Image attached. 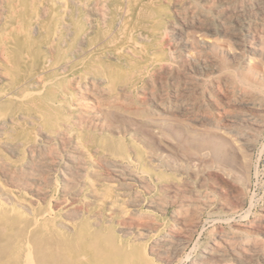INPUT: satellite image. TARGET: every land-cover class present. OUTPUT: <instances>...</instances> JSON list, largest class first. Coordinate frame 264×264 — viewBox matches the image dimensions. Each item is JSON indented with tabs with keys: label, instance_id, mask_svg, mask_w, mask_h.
I'll use <instances>...</instances> for the list:
<instances>
[{
	"label": "rangeland",
	"instance_id": "obj_1",
	"mask_svg": "<svg viewBox=\"0 0 264 264\" xmlns=\"http://www.w3.org/2000/svg\"><path fill=\"white\" fill-rule=\"evenodd\" d=\"M69 1L70 0H62V1L61 0L59 1L58 0H6V1L0 0L1 2L0 11L3 12V14L0 12V77H1L0 78V120L4 119L6 121L0 130V160L1 163L2 162L5 163V165L2 163L3 164L2 168L0 165V175L2 177V179L0 180V184L2 185V186L0 185V191L2 188H3L2 190L4 191V192L1 191L4 194L0 192L2 196V198L0 196V264H25V259H26L25 255L28 249L31 250L34 264H82V263L89 264L92 259L93 260L91 261V264H99V259L101 260L100 264H106V263L109 264L111 261L113 262V264H115L116 261L114 259H117V261H122V263L126 261L125 264H134V263L135 264H189L190 262L189 259L195 257V255H197L200 249L208 246L207 244H210L212 242L211 239L214 240L215 238H217V234L219 236L222 233H226L232 236H242V237L247 235L245 236V238L251 240L253 239L252 241H256L261 244L264 243V237H263L264 236V218H263L264 216V127H263L264 114H262L264 113V101H263L264 100V93H263L264 92V81H263L264 80V35H263L264 29H262L264 28V14H261L257 9L258 0H231L232 2L230 0H200V1L199 0H183V1L159 0V2L161 1L160 3H158V0H155L156 2L154 0H105L106 2H101L104 0H87V1L74 0L75 2L73 0L70 1L74 3H69ZM96 1H98V3ZM124 1L127 3V6ZM29 2H31V4ZM85 3L87 4V6H85L86 5ZM102 4L105 5L103 6ZM74 5L77 6L75 7ZM244 5L247 7H245ZM15 6L17 7V9ZM106 6L108 7V9L106 8L104 9V7ZM173 6H175L176 8L175 7L173 8ZM2 7L5 9H2ZM225 7H227L230 10H228ZM40 9L42 10V12L40 11ZM102 9L103 11H105L104 13L101 12ZM107 11L108 13H106ZM123 11L125 14L123 13ZM177 11L180 14H178ZM197 13L199 14L196 15ZM127 14L129 16H127ZM2 15L4 16V18ZM91 15L92 16L94 15L93 18ZM87 16L91 20H89ZM180 16L183 18H181ZM16 17H18V19ZM101 17L102 18L105 17V18L102 19ZM61 18L62 21L66 22V24L62 23ZM84 18H86V20ZM134 18H136L135 19L136 21L134 20ZM223 18H226V22L225 19ZM120 19L121 21H119ZM67 21H69L68 25H67ZM167 21L169 22L167 23ZM213 22H215L214 25ZM252 22L255 24H253ZM190 23H192V25ZM19 24H21V26ZM88 24L91 26V28ZM66 25L67 26L71 25V26L67 27ZM120 25L123 28H121ZM225 25L227 26L225 27ZM230 25L232 26L230 27ZM32 26L34 27V29L32 28ZM57 28L59 31L57 30ZM216 29L218 32L216 31ZM31 32L33 33V35L31 34ZM85 33L87 35H85ZM254 33L256 36L254 35ZM136 34H138L139 36ZM142 34L144 35V37L142 36ZM132 37L133 40L131 39ZM80 38H82V40ZM51 40L54 42L52 43ZM233 40L235 43H233ZM243 40L245 42H243ZM180 41L182 42L180 43ZM49 44L52 45L50 46ZM52 46L54 48H52ZM142 47H144V51L142 50L143 49ZM205 49H207V51ZM187 51H189L190 53ZM183 55L185 57H183ZM202 57H204V59ZM252 62L255 63L253 64ZM163 64H168L169 67L161 68ZM260 65L262 67H260ZM204 67L206 70L204 69ZM36 68H38L39 70L38 69L36 70ZM154 69L155 71H153ZM219 69H221L222 71ZM147 73L149 74V76ZM219 78H221L222 80ZM260 78H262L263 80ZM98 79L100 81H98ZM81 80L84 82H82ZM96 81L98 82L96 83ZM254 82H258V83H254ZM209 86H211L210 89ZM216 88L218 89V91L216 90ZM243 89L250 91L251 90H257L260 92L262 91L261 92L262 97L255 102L256 104L242 103L238 100V97L240 95L241 90ZM127 90H129V92L132 94L127 92ZM223 90H225V92ZM184 95L185 97L187 95V98H189L188 101L195 100L196 105L194 107V110L191 112V114H181L173 108L174 103L181 97H184ZM215 97L218 100H216ZM210 98L212 103L208 102L210 101ZM219 99L221 101H219ZM113 101L115 102V104ZM157 103L158 106H156ZM80 105H82V107H80ZM162 105L168 108L163 109L165 107H163ZM228 106L229 108H227ZM113 108L115 109V111ZM203 109L206 110L204 111ZM234 110L236 112H239L238 113L239 115H237V113ZM137 111L139 112V114ZM197 111L198 113H196ZM114 112L115 113L117 112L116 114L119 116H117ZM218 112L222 113L223 115L219 114ZM77 114L79 115V117L77 116ZM121 114L122 116L123 114L124 115L126 114L125 118L120 116ZM209 114L210 116L213 115L212 119L209 116ZM226 114H231V121L227 122V120L225 119ZM83 116L87 117V119ZM112 116L114 117V119ZM115 116H117L120 121H118L117 117L115 119ZM137 116L139 118H137ZM158 117L160 119H158ZM123 118L125 119V121L127 118L126 123L128 122V120H131L128 122L129 126L124 122ZM172 118H176L177 120L175 119L173 120ZM70 119H72L73 122ZM196 119L198 120V123ZM10 120L11 122H9ZM143 120L144 122H142ZM145 120H150V121L146 122ZM187 120H189V122ZM205 120H206V124H205ZM209 120L210 122L211 121L212 122L210 123ZM181 121L183 123H181ZM199 121L203 123V125L199 123ZM91 122H94V124ZM132 122H133V126H132ZM149 122H152L151 123L152 125ZM137 125H139L138 129H137ZM145 125H146L145 129L147 130L144 129ZM183 126H185V128ZM124 127H126L128 130L126 129L125 131ZM148 127L150 130L152 129L153 131L152 130L150 131ZM207 129L210 130L209 132L211 133H209ZM58 130H60L61 132L63 131L62 136H59L57 134ZM157 130L163 131L162 134L161 132L158 133ZM243 130L246 133L243 132ZM142 131H144L143 132V135L145 134L144 136L142 135ZM169 131L170 133L171 132L172 133L171 134L168 133ZM175 132L177 133L175 134ZM250 132L252 134H250ZM45 133L52 135V137L51 138L45 137L44 136ZM70 134H73V136H75L74 139H80V140L84 139L83 140L84 144L86 145V147L88 148V150L94 156L95 159L100 160L99 159L100 157L103 158L105 157L107 159L112 160L114 156L118 155L120 156V158H123V160L134 159V164L131 165L128 164L129 165L128 169H124L123 166L124 164L119 165V164L102 163L101 165L100 164L98 165L96 164V166L95 164L92 165L89 156L81 155L80 153H78L79 151L74 148V141L70 142V140H68L67 136ZM168 135H170V138H168L169 137ZM245 135L247 138L244 139L243 137H245ZM147 136L151 138L147 140L148 138ZM62 137L64 138L62 139ZM178 137L180 138V140ZM151 139L152 141L154 140L153 143L151 141L152 145H150ZM248 140L252 142H249ZM210 142L212 143L210 144ZM219 143L220 144L222 143V145L224 146L223 149L217 148L218 146L216 147V145ZM7 144H9L8 145L9 147L7 146ZM33 144L35 145V148L34 150H31L29 145H33ZM157 144H159V146ZM14 145L16 146L19 145V146L14 147ZM156 146L157 149L155 150ZM60 147L62 150L60 149ZM147 147L150 148L151 150L148 149ZM203 147L205 148V150ZM15 148L17 149V151H15L16 150ZM164 148H166V150H164ZM189 150L190 151L193 150V151L187 152ZM105 151L107 153H105ZM61 152H63V154ZM70 153L73 154L70 155ZM147 153L149 158L147 156ZM180 157L182 158V160ZM185 159H187V161H184ZM38 160H41L42 162ZM160 161L163 162L161 163L162 165L160 163L158 165V162ZM43 163L46 164L44 165ZM173 164L174 166H172ZM57 165L59 166L57 167ZM4 166L6 169L4 168ZM83 166L86 167L84 168ZM92 166H95V169L97 171L92 170L91 169ZM174 167L175 168L177 167L178 168L177 170L179 171L177 172V170H175ZM24 169L26 172L24 171ZM184 169L185 170L188 169V170L185 171ZM209 169H212L213 171H210ZM3 170L5 172L2 173ZM129 170L131 171V173L128 172ZM102 171H104L103 174ZM39 172L41 173V175ZM134 172L139 176H144V175L146 176L147 174V178L144 177L143 180L139 179L138 177L131 178L132 173ZM139 172L141 173L139 174ZM65 173L69 174L68 175L69 178L71 176L74 177L75 180L74 183L69 184L66 182V180H64L65 178H68ZM113 173H114V177H112ZM201 173L202 175H200ZM232 174H233V178H232ZM90 176L95 177L94 179L98 183L97 186L101 189L102 192H104L105 194L104 199H106L107 201L104 199L103 200L101 199L92 200V198L89 199L90 197L88 193L90 187L87 183L85 184L83 182V179H87ZM125 176H127L128 179H126L127 177ZM229 176H231L232 179ZM78 177L80 178L78 179ZM218 177L220 178L218 179ZM186 179L190 180L188 181L189 184H187ZM124 180L127 183H125ZM182 180L184 181V183ZM128 181L130 182L129 185H128ZM233 181L235 184L233 183ZM26 183L29 184L27 185ZM228 183H230V185H228ZM35 185L36 187H34ZM116 185H118L117 187L118 189L115 188ZM120 186H122V188ZM45 187L48 190H46ZM119 189L120 190L122 189L121 191L123 192H121ZM5 193L10 195H7ZM117 193H122V198L126 200L125 204L127 203L128 200L127 203L128 205L127 204L125 205L127 207L126 213L119 212L109 206L108 200L112 199ZM138 194L139 195L141 194V197L137 196ZM178 194L180 197L178 196L177 198ZM181 195H183L182 198ZM191 195L192 197H190ZM13 196L16 199L13 198ZM135 197L140 199H136ZM77 198L79 199V201L77 200ZM218 198H220L221 200ZM7 199L8 201H6ZM10 199H12V201ZM15 200H17L19 206ZM31 200L32 202L29 203ZM203 201L207 204H205ZM223 201H225L226 203ZM250 201L252 204L250 203ZM132 202H134L135 204ZM24 203L31 206L30 207L26 206V204ZM73 203L75 204L76 208H74ZM82 203L83 204L85 203V205H83ZM248 203H250L252 206L250 204L248 205ZM57 204L58 206H56ZM25 206L31 208L30 209L31 211L30 210L28 211V209ZM84 206H86V208ZM128 206H131L132 208ZM197 207H199V209ZM135 208L139 210V212ZM195 208L199 212V219L198 222L194 224L191 218L192 215L191 212H193ZM111 210L113 211V213ZM48 212H52L54 217L49 220H46L39 227L33 228L32 225L35 219L37 218V216L43 215ZM92 212H94L93 215ZM170 214L171 216H169ZM109 215L111 216L112 220L108 219L110 218ZM137 215L138 217H136ZM217 215L219 218L217 217ZM119 218H123V220ZM202 218H204V220ZM254 219L256 220V222ZM157 221H159V223ZM67 224H69L68 225L69 227L67 226ZM121 224L124 226V228L122 227ZM146 224L149 225V227ZM117 226L119 227L116 228ZM136 226L138 228L137 231H135ZM172 228L175 230H173ZM211 228H213L212 231ZM202 230H204V232ZM167 231L168 233H166ZM139 234L141 236H139ZM167 235L171 238H181L182 240H184L181 250L174 258L175 261L173 260L169 263L163 262L159 258V256H156V254L152 253L153 240L160 239L161 236L163 238L164 236ZM248 235H250L251 237ZM80 250L84 252L85 255L82 252L80 255L79 254ZM87 252L88 254L86 255ZM134 253H136L137 256ZM115 255L116 258H114ZM133 255L134 257L131 261L132 258L131 256ZM111 256H113L114 259ZM186 256H188V258ZM107 257L108 259H106ZM103 258L106 259V261H103ZM134 258L136 259V261ZM127 259L129 262L127 261ZM96 261L98 262L96 263ZM116 264H121V262L118 263L116 262ZM262 264L264 263L262 262Z\"/></svg>",
	"mask_w": 264,
	"mask_h": 264
},
{
	"label": "bare ground",
	"instance_id": "obj_2",
	"mask_svg": "<svg viewBox=\"0 0 264 264\" xmlns=\"http://www.w3.org/2000/svg\"><path fill=\"white\" fill-rule=\"evenodd\" d=\"M6 1V0H5ZM59 1V0H58ZM62 1V0H61ZM71 1V0H70ZM69 1V3H74V2H70ZM87 1V0H86ZM155 1V0H154ZM164 1H166V0H164ZM173 1V0H172ZM176 1V0H175ZM183 1V0H182ZM200 1V0H199ZM231 1V0H230ZM16 2V1H15ZM45 2V1H44ZM64 2V1H63ZM62 2V3H63ZM80 2V1H79ZM79 2H77V3H79ZM91 2V1H90ZM97 3H98V1H96ZM101 2H106L105 0L104 1H101ZM125 2V1H124ZM129 2V1H128ZM156 2V1H155ZM161 2V1H160ZM159 2V0H158V3H160ZM229 2V1H228ZM232 2V1H231ZM248 2V1H247ZM251 2V1H250ZM254 2V1H253ZM1 3V2H0ZM30 4H31V2H29ZM37 3H39V2H37ZM126 3V2H125ZM125 3H124V5H125ZM172 3V2H171ZM177 3V2H176ZM16 4V3H15ZM65 4V3H64ZM86 4V3H85ZM96 4V3H95ZM100 4V3H99ZM168 4V3H167ZM178 4V3H177ZM248 4V3H247ZM2 5V4H1ZM44 5V4H43ZM62 5V4H61ZM77 5H79V4H77ZM76 5V6H77ZM81 5H82V3H81ZM97 5V4H96ZM103 5V4H102ZM105 5V4H104ZM103 5V6H104ZM170 5H173V4H170ZM181 5V4H180ZM182 5H183V3H182ZM196 5V4H195ZM202 5V4H201ZM223 5V4H222ZM3 6V5H2ZM32 6V5H31ZM64 6V5H63ZM75 6V5H74ZM75 6V7H76ZM85 6H87V4L85 5ZM92 6V5H91ZM94 6V5H93ZM120 6V5H119ZM126 6H127V3H126ZM239 6V5H238ZM245 6V5H244ZM250 6H251V4H250ZM16 7V6H15ZM29 7H30V5H29ZM42 7V6H41ZM47 7V6H46ZM45 7V8H46ZM67 7V6H66ZM68 7H69V5H68ZM74 7V8H75ZM96 7V6H95ZM99 7V6H98ZM118 7V6H117ZM175 6H173V8H174ZM181 7V6H180ZM215 7V6H214ZM241 7V6H240ZM243 7V6H242ZM245 7H247V6H245ZM10 8V7H9ZM39 8H40V6H39ZM44 8V9H45ZM62 8V7H61ZM71 8V7H70ZM97 8V7H96ZM108 9V7L106 6V7H104V9ZM126 8V7H125ZM140 8V7H139ZM172 8V9H173ZM176 8V7H175ZM206 8V7H205ZM209 8V7H208ZM218 8H219V6H218ZM225 8H227V7H225ZM237 8H239V7H237ZM249 8V7H248ZM254 8V7H253ZM256 8V7H255ZM2 9H5V8H3L2 7ZM16 9H17V7H16ZM60 9V8H59ZM68 9V8H67ZM94 9V8H93ZM92 9V10H93ZM100 9V8H99ZM122 9V8H121ZM210 9V8H209ZM208 9V10H209ZM228 9V8H227ZM226 9V10H227ZM257 9H258V11L261 13V14H264V0H258V4H257ZM31 10V9H30ZM29 10V11H30ZM47 10V9H46ZM63 10V9H62ZM69 10V9H68ZM90 10H91V8H90ZM96 10V9H95ZM170 10H171V8H170ZM183 10H185V9H183ZM188 10V9H187ZM189 10H191V9H189ZM199 10V9H198ZM221 10V9H220ZM228 10H230V9H228ZM251 10V9H250ZM40 11L42 12V10L40 9ZM59 11H61V10H59ZM66 11V10H65ZM70 11V10H69ZM77 11H78V9H77ZM85 11V10H84ZM87 11V10H86ZM109 11V10H108ZM108 11L106 12V13H108ZM126 11V10H125ZM138 11V10H137ZM136 11V12H137ZM203 11V10H202ZM219 11V10H218ZM241 11V10H240ZM248 11V10H247ZM247 11H246V13H247ZM1 12V11H0ZM89 12V11H88ZM92 12V11H91ZM101 12H105V11H103V9H102V11ZM182 12V11H181ZM197 12V11H196ZM206 12V11H205ZM2 14H3V12H1ZM66 13V12H65ZM69 13H71V12H69ZM78 13V12H77ZM86 13V12H85ZM90 13V12H89ZM99 13V12H98ZM105 13V14H106ZM123 13H124V11H123ZM176 13V12H175ZM177 13H178V11H177ZM183 13V12H182ZM191 13V12H190ZM203 13V12H202ZM220 13H221V11H220ZM224 13V12H223ZM39 14H41V13H39ZM46 14V13H45ZM125 14V13H124ZM178 14H180V13H178ZM178 14H177V16H178ZM188 14V13H187ZM195 14V13H194ZM199 13H197L196 15H198ZM201 14V13H200ZM243 14V13H242ZM249 14V13H248ZM252 14V13H251ZM85 15V14H84ZM87 15H88V13H87ZM108 15V14H107ZM202 15V14H201ZM220 15V14H219ZM3 16V15H2ZM45 16V15H44ZM75 16V15H74ZM92 16V15H91ZM94 16V15H93ZM93 16H92V18H93ZM101 16V15H100ZM106 16V15H105ZM109 16V15H108ZM122 16V15H121ZM127 16H129L128 14H127ZM135 16H137V15H135ZM184 16V15H183ZM188 16V15H187ZM200 16V15H199ZM218 16V15H217ZM232 16V15H231ZM230 16V17H231ZM238 16H239V14H238ZM237 16V17H238ZM259 16V15H258ZM257 16V17H258ZM39 17H40V15H39ZM62 17V16H61ZM83 17H85V16H83ZM90 17V16H89ZM99 17V16H98ZM120 17V16H119ZM126 17V16H125ZM181 17V16H180ZM186 17V16H185ZM222 17V16H221ZM229 17V18H230ZM241 17V16H240ZM247 17V16H246ZM254 17H255V15H254ZM3 18H4V16H3ZM2 18V19H3ZM17 19H18V17H16ZM35 18V17H34ZM33 18V19H34ZM87 18H88V16H87ZM102 18V17H101ZM105 18V17H104ZM104 18H102V19H104ZM118 18V17H117ZM137 18V17H136ZM136 18H134V20L136 19ZM181 18H183V17H181ZM189 18V17H188ZM195 18V17H194ZM194 18H192V19H194ZM198 18V17H197ZM206 18V17H205ZM209 18V17H208ZM212 18V17H211ZM217 18H219V17H217ZM227 18V17H226ZM226 18H223V19H225V22H226ZM260 18V17H259ZM37 19H38V17H37ZM65 19V18H64ZM83 19V18H82ZM85 20H86V18H84ZM89 19V18H88ZM102 19H100V20H102ZM167 19V18H166ZM173 19H175V18H173ZM178 19V18H177ZM222 19V18H221ZM235 19H237V18H235ZM89 20H91V19H89ZM196 20V19H195ZM214 20H215V18H214ZM233 20V19H232ZM263 20V19H262ZM61 21H62V18H61ZM119 21H121V19L119 20ZM136 21V20H135ZM171 21V20H170ZM206 21V20H205ZM221 21V20H220ZM219 21V22H220ZM228 21V20H227ZM252 21H254V20H252ZM255 21H256V19H255ZM37 22V21H36ZM68 22L69 21H67V25H68ZM89 22V21H88ZM90 22H92V21H90ZM95 22V21H94ZM103 22V21H102ZM117 22V21H116ZM169 21H167V23H168ZM180 22V21H179ZM189 22V21H188ZM210 22V21H209ZM233 22V21H232ZM242 22V21H241ZM39 23V22H38ZM37 23V24H38ZM41 23V22H40ZM62 23L64 24H66V22H64V21H62ZM71 23V22H70ZM86 23V22H85ZM174 23V22H173ZM184 23V22H183ZM212 23V22H211ZM214 23L215 22H213V25H214ZM243 23H244V21H243ZM249 23V22H248ZM253 23V22H252ZM263 23V22H262ZM62 24V25H63ZM103 24V23H102ZM102 24H101V26H102ZM106 24V23H105ZM133 24V23H132ZM136 24V23H135ZM179 24V23H178ZM185 24H186V21H185ZM191 25H192V23H190ZM223 24V23H222ZM253 24H255V23H253ZM20 26H21V24H19ZM61 25V24H60ZM66 25V26H67ZM89 25V24H88ZM123 25V24H122ZM173 25V24H172ZM232 25H233V23H232ZM232 25H230V27L232 26ZM244 25V24H243ZM69 26H71V25H69ZM69 26H67V27H69ZM90 26V25H89ZM94 26V25H93ZM198 26V25H197ZM210 26V25H209ZM216 26V25H215ZM227 25H225V27H226ZM235 26V25H234ZM242 26V25H241ZM250 26V25H249ZM65 27V26H64ZM75 27V26H74ZM95 27V26H94ZM117 27V26H116ZM120 27H121V25H120ZM167 27H169V26H167ZM177 27V26H176ZM187 27H188V25H187ZM191 27V26H190ZM196 27V26H195ZM199 27V26H198ZM212 27V26H211ZM217 27V26H216ZM218 27H219V25H218ZM15 28V27H14ZM20 28V27H19ZM32 28L34 29V27L32 26ZM90 28H91V26H90ZM103 28V27H102ZM121 28H123V27H121ZM131 28V27H130ZM172 28V27H171ZM180 28H182V27H180ZM210 28V27H209ZM17 29H18V27H17ZM89 29V28H88ZM175 29V28H174ZM219 29V28H218ZM248 29V28H247ZM262 29H264V28H262ZM15 30V29H14ZM23 30V29H22ZM57 30H58V28H57ZM65 30H66V28H65ZM70 30V29H69ZM191 30V29H190ZM213 30V29H212ZM241 30V29H240ZM258 30V29H257ZM256 30V31H257ZM260 30V29H259ZM7 31V30H6ZM27 31V30H26ZM33 31V30H32ZM59 31V30H58ZM68 31V30H67ZM67 31H66V33H67ZM72 31V30H71ZM71 31H69V32H71ZM131 31V30H130ZM139 31V30H138ZM160 31V30H159ZM173 31V30H172ZM185 31V30H184ZM209 31V30H208ZM216 31H217V29H216ZM221 31H223V30H221ZM233 31V30H232ZM236 31V30H235ZM234 31V32H235ZM73 32V31H72ZM121 32V31H120ZM132 32V31H131ZM171 32V31H170ZM169 32V33H170ZM186 32V31H185ZM218 32V31H217ZM249 32V31H248ZM261 32V31H260ZM263 32V31H262ZM51 33V32H50ZM122 33H123V31H122ZM146 33V32H145ZM177 33H179V32H177ZM188 33V32H187ZM192 33V32H191ZM211 33V32H210ZM209 33V34H210ZM213 33V32H212ZM259 33V32H258ZM31 34L33 35V33L31 32ZM129 34H130V32H129ZM139 34V33H138ZM138 34H136V35H138ZM158 34V33H157ZM193 34V33H192ZM204 34V33H203ZM239 34V33H238ZM85 35H87L86 33H85ZM123 35V34H122ZM190 35V34H189ZM212 35V34H211ZM251 35H253V34H251ZM254 35H255V33H254ZM261 35V34H260ZM264 35V34H263ZM262 35V36H263ZM64 36H66V35H64ZM69 36V35H68ZM116 36H117V33H116ZM139 36V35H138ZM142 36L144 37V35L142 34ZM181 36V35H180ZM184 36V35H183ZM221 36V35H220ZM234 36H236V35H234ZM243 36V35H242ZM247 36H249V35H247ZM256 36V35H255ZM3 37V36H2ZM80 37H82V36H80ZM142 37V38H143ZM164 37V36H163ZM176 37V36H175ZM182 37V36H181ZM216 37V36H215ZM241 37V36H240ZM258 37V36H257ZM57 38V37H56ZM65 38V37H64ZM119 38H121V37H119ZM149 38V37H148ZM217 38H218V36H217ZM227 38V37H226ZM229 38V37H228ZM251 38V37H250ZM81 40H82V38H80ZM86 39V38H85ZM84 39V40H85ZM97 39V38H96ZM132 40H133V37L131 38ZM177 39V38H176ZM233 39V38H232ZM241 39H243V38H241ZM246 39V38H245ZM256 39V38H255ZM83 40V41H84ZM181 40V39H180ZM236 40V39H235ZM251 40V39H250ZM262 40V39H261ZM52 41V40H51ZM116 41V40H115ZM114 41V42H115ZM127 41V40H126ZM238 41V40H237ZM54 41H52V43H53ZM63 42V41H62ZM138 42V41H137ZM182 41H180V43H181ZM242 42V41H241ZM243 42H245L244 40H243ZM242 42V43H243ZM259 42V41H258ZM60 43V42H59ZM85 43V42H84ZM83 43V44H84ZM134 43V42H133ZM143 43V42H142ZM184 43V42H183ZM233 43H235L234 42V40H233ZM250 43V42H249ZM260 43V42H259ZM65 44V43H64ZM169 44V43H168ZM173 44V43H172ZM179 44V43H178ZM186 44V43H185ZM202 44V43H201ZM255 44V43H254ZM50 45V44H49ZM52 45V44H51ZM50 45V46H51ZM79 45V44H78ZM129 45V44H128ZM136 45V44H135ZM143 45V44H142ZM180 45V44H179ZM241 45V44H240ZM243 45V44H242ZM258 45V44H257ZM260 45V44H259ZM46 46V45H45ZM44 46V47H45ZM84 46V45H83ZM106 46V45H105ZM108 46V45H107ZM139 46V45H138ZM185 46V45H184ZM196 46V45H195ZM251 46V45H250ZM256 46V45H255ZM3 47V46H2ZM43 47V46H42ZM47 47V46H46ZM96 47H98V46H96ZM127 47V46H126ZM135 47V46H134ZM186 47V46H185ZM249 47V46H248ZM52 48H54L53 46H52ZM139 48V47H138ZM143 48V49H142ZM141 49L144 51V47H142ZM172 48V47H171ZM181 48V47H180ZM237 48V47H236ZM245 48V47H244ZM254 48V47H253ZM261 48V47H260ZM4 49V48H3ZM50 49V48H49ZM73 49H75V48H73ZM94 49V48H93ZM169 49V48H168ZM176 49H178V48H176ZM184 49V48H183ZM198 49V48H197ZM208 49V48H207ZM207 49H205L206 51H207ZM230 49V48H229ZM243 49V48H242ZM247 49V48H246ZM263 49V48H262ZM47 50V49H46ZM75 50H77V49H75ZM82 50V49H81ZM141 50V51H142ZM149 50V49H148ZM180 50V49H179ZM178 50V51H179ZM189 50V49H188ZM260 50V49H259ZM173 51H175V50H173ZM199 51V50H198ZM234 51V50H233ZM248 51V50H247ZM254 51V50H253ZM2 52V51H1ZM48 52V51H47ZM115 52V51H114ZM177 52V51H176ZM182 52V51H181ZM187 52H189V51H187ZM195 52V51H194ZM202 52V51H201ZM230 52V51H229ZM260 52V51H259ZM83 53V52H82ZM111 53V52H110ZM190 53V52H189ZM206 53V52H205ZM216 53V52H215ZM248 53V52H247ZM255 53V52H254ZM198 54V53H197ZM207 54V53H206ZM209 54V53H208ZM2 55V54H1ZM110 55V54H109ZM108 55V56H109ZM177 55V54H176ZM214 55V54H213ZM253 55V54H252ZM5 56V55H4ZM181 56H182V54H181ZM190 56H191V54H190ZM230 56V55H229ZM239 56V55H238ZM241 56V55H240ZM93 57V56H92ZM107 57V56H106ZM113 57H115V56H113ZM139 57V56H138ZM178 57H179V55H178ZM183 57H185L184 55H183ZM255 57V56H254ZM260 57V56H259ZM50 58H51V56H50ZM76 58V57H75ZM149 58V57H148ZM194 58V57H193ZM203 59H204V57H202ZM212 58V57H211ZM249 58V57H248ZM1 59H3V58H1ZM5 59V58H4ZM32 59V58H31ZM34 59V58H33ZM116 59H117V57H116ZM234 59V58H233ZM111 60V59H110ZM224 60V59H223ZM238 60V59H237ZM237 60H235V61H237ZM241 60V59H240ZM214 61V60H213ZM243 61V60H242ZM64 62H67V61H64ZM63 62V63H64ZM120 62V61H119ZM183 62V61H182ZM197 62H199V61H197ZM201 62V61H200ZM203 62V61H202ZM205 62V61H204ZM257 62V61H256ZM9 63V62H8ZM122 63V62H121ZM186 63V62H185ZM248 63V62H247ZM253 63V62H252ZM255 63V62H254ZM253 63V64H254ZM46 64V63H45ZM62 64V63H61ZM61 64H59V65H61ZM150 64V63H149ZM196 64V63H195ZM202 64H204V63H202ZM239 64H241V63H239ZM250 64V63H249ZM63 65V64H62ZM121 65V64H120ZM179 66V65H178ZM235 66H236V64H235ZM244 66V65H243ZM257 66V65H256ZM166 67H169L168 66V64H163V66L161 67V68H166ZM183 67V66H182ZM202 67V66H201ZM214 67V66H213ZM260 67H262L261 65H260ZM2 68V67H1ZM60 68V67H59ZM157 68V67H156ZM241 68H242V66H241ZM256 68H258V67H256ZM38 68H36V70H37ZM61 69H63V68H61ZM179 69V68H178ZM200 69V68H199ZM204 69H205V67H204ZM213 69V68H212ZM261 69V68H260ZM5 70V69H4ZM39 70V69H38ZM183 70V69H182ZM203 70V69H202ZM206 70V69H205ZM219 70H221V69H219ZM234 70V69H233ZM60 71V70H59ZM152 71V70H151ZM153 71H155V69L153 70ZM152 71V72H153ZM164 71V70H163ZM169 71V70H168ZM222 71V70H221ZM224 71V70H223ZM262 71V70H261ZM41 72V71H40ZM90 72V71H89ZM184 72V71H183ZM220 72V71H219ZM233 72V71H232ZM102 73V72H101ZM162 73V72H161ZM241 73V72H240ZM240 73H239V76H240ZM5 74H7V73H5ZM148 74V73H147ZM216 74V73H215ZM219 74V73H218ZM244 74V73H243ZM242 74V75H243ZM262 74V73H261ZM3 75V74H2ZM220 75V74H219ZM226 75H228V74H226ZM241 75V76H242ZM248 75V74H247ZM4 76V75H3ZM148 76H149V74H148ZM157 76V75H156ZM170 76V75H169ZM171 76H172V74H171ZM203 76V75H202ZM34 77V76H33ZM130 77V76H129ZM141 77V76H140ZM160 77V76H159ZM187 77V76H186ZM1 78V77H0ZM36 78V77H35ZM38 78V77H37ZM39 78H40V76H39ZM38 78V79H39ZM87 78V77H86ZM233 78V77H232ZM238 78V77H237ZM95 79V78H94ZM99 79H100V77H99ZM98 79V81H100ZM102 79V78H101ZM157 79V78H156ZM174 79V78H173ZM192 79V78H191ZM219 79H221V78H219ZM247 79V78H246ZM249 79V78H248ZM260 79H262V78H260ZM31 80V79H30ZM41 80V79H40ZM77 80V79H76ZM88 80V79H87ZM97 80V79H96ZM147 80V79H146ZM149 80V79H148ZM222 80V79H221ZM240 80V79H239ZM258 80V79H257ZM263 80V79H262ZM23 81V80H22ZM82 81V80H81ZM92 81V80H91ZM94 81V80H93ZM98 81H96V83L98 82ZM122 81V80H121ZM170 81V80H169ZM187 81H188V79H187ZM264 81V80H263ZM29 82V81H28ZM34 82V81H33ZM82 82H84V81H82ZM85 82H87V81H85ZM172 82V81H171ZM183 82V81H182ZM221 82V81H220ZM230 82H231V80H230ZM243 82H244V80H243ZM25 83V82H24ZM46 83V82H45ZM162 83H164V82H162ZM252 83V82H251ZM254 83H258V82H254ZM21 84V83H20ZM210 84V83H209ZM229 84V83H228ZM235 84H237V83H235ZM241 84V83H240ZM245 84V83H244ZM86 85V84H85ZM179 85V84H178ZM212 85V84H211ZM243 85V84H242ZM242 85H241V87H242ZM256 85V84H255ZM18 86V85H17ZM22 86H23V84H22ZM21 86V87H22ZM63 86V85H62ZM80 86V85H79ZM84 86V85H83ZM91 86V85H90ZM101 86V85H100ZM121 86V85H120ZM219 86V85H218ZM228 86V85H227ZM240 86V85H239ZM33 87V86H32ZM70 87V86H69ZM72 87V86H71ZM81 87H82V85H81ZM189 87V86H188ZM194 87V86H193ZM203 87V86H202ZM210 87L211 86H209V89H210ZM229 87V86H228ZM240 87V88H241ZM15 88H16V86H15ZM91 88V87H90ZM93 88V87H92ZM105 88H106V86H105ZM104 88V89H105ZM117 88V87H116ZM128 88V87H127ZM138 88V87H137ZM199 88V87H198ZM214 88V87H213ZM213 88H211V89H213ZM218 88V87H217ZM216 88V90L218 91V89ZM224 88V87H223ZM233 88V87H232ZM244 88H246V87H244ZM17 89H19V88H17ZM16 89V90H17ZM126 89V88H125ZM148 89V88H147ZM183 89V88H182ZM187 89V88H186ZM191 89V88H190ZM221 89V88H220ZM14 90V89H13ZM98 90H99V88H98ZM109 90V89H108ZM135 90H136V88H135ZM138 90V89H137ZM142 90V89H141ZM172 90V89H171ZM192 90V89H191ZM204 90H205V88H204ZM77 91V90H76ZM122 91V90H121ZM143 91V90H142ZM176 91V90H175ZM195 91H196V89H195ZM224 92H225V90H223ZM235 91V90H234ZM236 91H237V89H236ZM75 92V91H74ZM83 92V91H82ZM89 92V91H88ZM100 92V91H99ZM110 92V91H109ZM127 92H129V90H127ZM139 92V91H138ZM159 92V91H158ZM161 92H163V91H161ZM167 92H168V90H167ZM207 92H208V89H207ZM213 92V91H212ZM211 92V93H212ZM222 92V91H221ZM262 92V91H261ZM261 92L260 91H257V90H246V89H243V90H241V92H240V95H239V93H238V95H239V97H238V100L240 101V102H242V103H255L256 101H258V99L259 98H261L262 97V95H261ZM79 93V92H78ZM104 93H106V92H104ZM119 93H120V91H119ZM122 93V92H121ZM130 93V92H129ZM148 93V92H147ZM185 93H186V91H185ZM189 93V92H188ZM264 93V92H263ZM7 94V93H6ZM96 94H97V92H96ZM100 94V93H99ZM114 94V93H113ZM123 94V93H122ZM130 94H132V93H130ZM135 94V93H134ZM137 94V93H136ZM140 94V93H139ZM153 94V93H152ZM155 94V93H154ZM157 94V93H156ZM169 94V93H168ZM206 94V93H205ZM215 94V93H214ZM229 94V93H228ZM112 95V94H111ZM116 95V94H115ZM124 95V94H123ZM123 95H121V96H123ZM144 95V94H143ZM166 95H167V93H166ZM182 95V94H181ZM188 95V94H187ZM187 95H186V97H185V95H184V97H181L180 99H178L175 103H174V109L175 110H177V112H179V113H181V114H191V112L194 110V107H195V105H196V103H195V100L194 101H188V99L189 98H187ZM9 96V95H8ZM84 96V95H83ZM120 96V97H121ZM131 96V95H130ZM146 96H147V94H146ZM192 96V95H191ZM197 96V95H196ZM205 96V95H204ZM224 96V95H223ZM229 96V95H228ZM22 97H24V96H22ZM60 97V96H59ZM98 97V96H97ZM132 97V96H131ZM130 97V98H131ZM159 97V96H158ZM167 97V96H166ZM174 97V96H173ZM232 97V96H231ZM110 98V97H109ZM129 98V97H128ZM133 98V97H132ZM142 98V97H141ZM192 98H194V97H192ZM213 98V97H212ZM103 99V98H102ZM136 99V98H135ZM147 99H149V98H147ZM196 99V98H195ZM199 99V98H198ZM215 99H216V97H215ZM128 100V99H127ZM139 100H140V98H139ZM191 100V99H190ZM209 100V99H208ZM213 100V99H212ZM216 100H218V99H216ZM226 100V99H225ZM261 100V99H260ZM65 101V100H64ZM82 101V100H81ZM88 101V100H87ZM97 101V100H96ZM109 101V100H108ZM117 101H120V100H117ZM132 101V100H131ZM130 101V102H131ZM144 101V100H143ZM197 101V100H196ZM200 101V100H199ZM214 101V100H213ZM219 101H221L220 99H219ZM223 101V100H222ZM232 101V100H231ZM234 101V100H233ZM264 101V100H263ZM70 102V101H69ZM93 102V101H92ZM100 102H101V100H100ZM114 102V101H113ZM125 102V101H124ZM127 102V101H126ZM169 102V101H168ZM174 102V101H173ZM201 102H203V101H201ZM206 102V101H205ZM208 102H211L212 103V101H211V98H210V101H208ZM235 102V101H234ZM27 103V102H26ZM71 103H72V101H71ZM96 103V102H95ZM94 103V104H95ZM106 103V102H105ZM120 103V102H119ZM138 103H140V102H138ZM216 103V102H215ZM232 103V102H231ZM258 103V102H257ZM81 104V103H80ZM92 104V103H91ZM90 104V105H91ZM97 104V103H96ZM114 104H115V102H114ZM148 104V103H147ZM163 104V103H162ZM198 104V103H197ZM205 104V103H204ZM214 104V103H213ZM218 104V103H217ZM225 104V103H224ZM235 104V103H234ZM239 104V103H238ZM256 104V103H255ZM32 105V104H31ZM73 105V104H72ZM88 105V104H87ZM86 105V106H87ZM111 105V104H110ZM120 105V104H119ZM134 105V104H133ZM136 105V104H135ZM138 105V104H137ZM141 105V104H140ZM139 105V106H140ZM154 105V104H153ZM161 105V104H160ZM159 105V106H160ZM165 105H166V103H165ZM200 105V104H199ZM208 105V104H207ZM24 106V105H23ZM22 106V107H23ZM77 106H78V104H77ZM86 106H85V108H86ZM96 106V105H95ZM113 106V105H112ZM147 106V105H146ZM152 106V105H151ZM156 106H158V103H157V105ZM163 106V105H162ZM202 106H203V104H202ZM218 106V105H217ZM223 106H225V105H223ZM255 106V105H254ZM262 106V105H261ZM80 107H82V105H80ZM79 107V108H80ZM100 107H102V106H100ZM125 107V106H124ZM138 107V106H137ZM163 107H165V106H163ZM200 107V106H199ZM209 107V106H208ZM221 107H222V105H221ZM232 107V106H231ZM243 107V106H242ZM249 107V106H248ZM260 107V106H259ZM90 108V107H89ZM141 108V107H140ZM139 108V109H140ZM143 108V107H142ZM154 108V107H153ZM152 108V109H153ZM159 108H161V107H159ZM168 107H165V108H163V109H167ZM170 108H172V107H170ZM213 108H215V107H213ZM227 108H229V106L227 107ZM239 108V107H238ZM95 109H97V108H95ZM94 109V110H95ZM100 109H102V108H100ZM110 109V108H109ZM114 109V108H113ZM197 109V108H196ZM195 109V110H196ZM199 109V108H198ZM208 109V108H207ZM217 109V108H216ZM226 109V108H225ZM236 109V108H235ZM248 109V108H247ZM255 109V108H254ZM144 110V109H143ZM142 110V111H143ZM154 110V109H153ZM169 110V109H168ZM204 111L206 110V109H203ZM213 110V109H212ZM215 110V109H214ZM228 110V109H227ZM250 110V109H249ZM256 110V109H255ZM106 111V110H105ZM114 111H115V109H114ZM146 111V110H145ZM201 111V110H200ZM216 111V110H215ZM235 111V110H234ZM242 111V110H241ZM244 111H246V110H244ZM251 111V110H250ZM258 111V110H257ZM70 112V111H69ZM77 112H79V111H77ZM138 112V111H137ZM147 112V111H146ZM151 112V111H150ZM154 112V111H153ZM160 112V111H159ZM165 112V111H164ZM221 112V111H220ZM236 112V111H235ZM111 113V112H110ZM115 113V112H114ZM117 113V112H116ZM115 113V114H116ZM120 113V112H119ZM136 113V112H135ZM173 113V112H172ZM196 113H198V111L196 112ZM200 113H202V112H200ZM219 113V112H218ZM224 113V112H223ZM227 113V112H226ZM237 113V115H239L238 113L239 112H236ZM258 113V112H257ZM73 114V113H72ZM83 114V113H82ZM87 114V113H86ZM85 114V115H86ZM93 114V113H92ZM96 114H97V112H96ZM108 114V113H107ZM138 114H139V112H138ZM141 114V113H140ZM146 114V113H145ZM207 114H208V112H207ZM211 114H214V113H211ZM219 114H221V115H223L222 113H219ZM218 114V115H219ZM262 114H264V113H262ZM23 115V114H22ZM114 115V114H113ZM117 115V114H116ZM128 115V114H127ZM159 115V114H158ZM173 115V114H172ZM220 115V116H221ZM245 115V114H244ZM251 115V114H250ZM73 116V115H72ZM77 116L79 117V115L77 114ZM90 116V115H89ZM97 116V115H96ZM110 116V115H109ZM117 116H119V115H117ZM117 116H115V119H116V117ZM120 116H122V114L120 115ZM125 116H126V114L124 115L123 114V116L122 117H124L125 118ZM129 116V115H128ZM135 116V115H134ZM156 116V115H155ZM168 116V115H167ZM191 116V115H190ZM196 116V115H195ZM203 116V115H202ZM207 116V115H206ZM209 116H210V114H209ZM213 116V115H212ZM212 116H210L211 117V119H212ZM219 116V117H220ZM37 117V116H36ZM83 117H85V116H83ZM98 117V116H97ZM113 117V116H112ZM144 117V116H143ZM179 117V116H178ZM184 117V116H183ZM182 117V118H183ZM239 117V116H238ZM64 118V117H63ZM63 118H61V119H63ZM73 118V117H72ZM86 119H87V117H85ZM92 118H95V117H92ZM123 118V119H124ZM128 118V117H127ZM127 118H126V121H127ZM137 118H139L138 116H137ZM149 118V117H148ZM154 118V117H153ZM163 118V117H162ZM171 118V117H170ZM181 118V117H180ZM201 118V117H200ZM214 118V117H213ZM233 118V117H232ZM235 118V117H234ZM248 118V117H247ZM251 118V117H250ZM20 119V118H19ZM83 119V118H82ZM99 119V118H98ZM113 119H114V117H113ZM117 119H118V117H117ZM121 119V118H120ZM133 119V118H132ZM141 119V118H140ZM158 119H160L159 117H158ZM169 119V118H168ZM173 120L175 119V120H177L176 118H172ZM199 119V118H198ZM225 119L227 120V122L228 121H231V114H226L225 115ZM236 119V118H235ZM8 120V119H7ZM12 120H13V118H12ZM29 120V119H28ZM70 120H72V119H70ZM77 120V119H76ZM81 120V119H80ZM90 120V119H89ZM122 120V119H121ZM139 120V119H138ZM156 120V119H155ZM223 120V119H222ZM234 120V119H233ZM242 120V119H241ZM244 120V119H243ZM260 120H262V119H260ZM75 121V120H74ZM91 121V120H90ZM115 121V120H114ZM117 121V120H116ZM118 121H120L119 119H118ZM126 121H125V119H124V122L126 123ZM129 121H131V120H128V122ZM146 122L147 121H150V120H145ZM153 121V120H152ZM162 121H164V120H162ZM172 121V120H171ZM188 122H189V120H187ZM194 121H195V119H194ZM196 121H197V123H198V120L196 119ZM235 121V120H234ZM5 120L4 119H1L0 120V130H1V128L3 127V125L5 124ZM9 122H11V120L9 121ZM17 122V121H16ZM72 122H73V120H72ZM77 122V121H76ZM105 122V121H104ZM128 122L126 123V124H128ZM134 122V121H133ZM133 122H132V126H133ZM142 122H144V120L142 121ZM180 122V121H179ZM192 122V121H191ZM201 122H202V120H201ZM200 121H199V123H201ZM209 122H210V120H209ZM212 122V121H211ZM210 122V123H211ZM255 122H257V121H255ZM261 122H263V121H261ZM91 123H93L94 124V122H91ZM95 123H97V122H95ZM106 123V122H105ZM121 123V122H120ZM122 123H123V121H122ZM136 123H137V121H136ZM135 123V124H136ZM150 124L152 123V122H149ZM166 123V122H165ZM172 123V122H171ZM175 123V122H174ZM181 123H183L182 121H181ZM180 123V124H181ZM185 123V122H184ZM248 123V122H247ZM38 124V123H37ZM85 124V123H84ZM134 124V125H135ZM138 124H140V123H138ZM149 124V125H150ZM156 124V123H155ZM160 124H161V122H160ZM169 124H170V122H169ZM179 124V125H180ZM188 124V123H187ZM187 124H184V125H187ZM202 125H203V123H201ZM205 124H206V120H205ZM208 124V123H207ZM213 124V123H212ZM74 125H76V124H74ZM83 125V124H82ZM81 125V126H82ZM98 125V124H97ZM100 125V124H99ZM124 125V124H123ZM152 125V124H151ZM157 125H158V123H157ZM163 125V124H162ZM173 125V124H172ZM192 125V124H191ZM260 125V124H259ZM6 126V125H5ZM64 126V125H63ZM86 126V125H85ZM92 126V125H91ZM112 126V125H111ZM128 126H129V124H128ZM139 125H137V129L139 128L138 127ZM164 126V125H163ZM166 126V125H165ZM195 126V125H194ZM217 126V125H216ZM39 127V126H38ZM97 127V126H96ZM110 127V126H109ZM122 127V126H121ZM126 127H127V125H126ZM126 127H124L125 129V131H126ZM159 127H161V126H159ZM177 127V126H176ZM184 128H185V126H183ZM191 127H193V126H191ZM208 127V126H207ZM231 127V126H230ZM237 127V126H236ZM264 127V126H263ZM85 128V127H84ZM91 128V127H90ZM106 128V127H105ZM108 128V127H107ZM111 128V127H110ZM134 128V127H133ZM146 128V125H145V127H144V129ZM171 128V127H170ZM179 128V127H178ZM177 128V129H178ZM201 128V127H200ZM204 128V127H203ZM211 128H212V126H211ZM210 128V129H211ZM242 128V127H241ZM243 128H245V127H243ZM51 129V128H50ZM56 129V128H55ZM80 129V128H79ZM112 129V128H111ZM117 129V128H116ZM130 129V128H129ZM136 129V130H137ZM141 129V128H140ZM148 129H149V127H148ZM153 129H154V127H153ZM164 129V128H163ZM239 129V128H238ZM237 129V130H238ZM9 130V129H8ZM101 130V129H100ZM105 130V129H104ZM128 130V129H127ZM132 130V129H131ZM145 130H147V129H145ZM150 130V129H149ZM152 130V129H151ZM150 130V131H151ZM165 130H166V128H165ZM165 130H164V132H165ZM182 130V129H181ZM192 130V129H191ZM200 130V129H199ZM208 130V129H207ZM231 130V129H230ZM236 130V131H237ZM256 130V129H255ZM44 131V130H43ZM116 131V130H115ZM130 131V130H129ZM129 131H127V132H129ZM141 131V130H140ZM139 131V132H140ZM153 131V130H152ZM180 131V130H179ZM210 130H208V132H209ZM251 131V130H250ZM253 131V130H252ZM4 132V131H3ZM42 132V131H41ZM122 132V131H121ZM126 132V133H127ZM136 132V131H135ZM138 132V133H139ZM143 132L144 131H142V135H143ZM157 132L159 133V132H161V134H162V132L163 131H158L157 130ZM156 132V133H157ZM199 132V131H198ZM208 132H207V134H208ZM230 132V131H229ZM232 132V131H231ZM243 132H245L244 130H243ZM118 133H120V132H118ZM123 133H124V131H123ZM141 133V132H140ZM149 133V132H148ZM148 133H147V135H148ZM151 133V132H150ZM154 133H155V131H154ZM168 133H170V131L168 132ZM167 133V134H168ZM172 133V132H171ZM170 133V134H171ZM177 132H175V134H176ZM183 133H184V131H183ZM186 133H187V131H186ZM209 133H211V132H209ZM213 133V132H212ZM218 133V132H217ZM216 133V134H217ZM221 133V132H220ZM246 133V132H245ZM259 133V132H258ZM263 133V132H262ZM57 134L59 135V136H62V134H63V131L61 132L60 130H58L57 131ZM113 134V133H112ZM115 134H116V132H115ZM204 134H205V131H204ZM234 134V133H233ZM239 134V133H238ZM250 134H252L251 132H250ZM133 135V134H132ZM145 135V134H144ZM143 135V136H144ZM154 135V134H153ZM185 135V134H184ZM223 135V134H222ZM244 135V134H243ZM258 135H260V134H258ZM262 135V134H261ZM44 136L45 137H47V138H51L52 137V135H50V134H48V133H45L44 134ZM124 136V135H123ZM136 136V135H135ZM142 136V137H143ZM149 136H151V135H149ZM160 136V135H159ZM166 136V135H165ZM169 136V137H168ZM167 137L168 138H170V135H168ZM182 136V135H181ZM204 136V135H203ZM210 136V135H209ZM226 136V135H225ZM68 137V140H70V142H72V141H74V148L75 149H77L79 152L78 153H80L81 155H88L89 156V158L91 159V164L92 165H94L95 164V166H96V164L98 165V164H102V163H105V164H124L123 166H124V169H128L129 168V165L128 164H134V159L133 160H131V159H128V160H123V158H120V156H118V155H116V156H114L113 158H112V160L111 159H107V158H103V157H100L99 159L100 160H98V159H95L94 158V156L90 153V151L88 150V148L86 147V145L84 144V142H83V140H80V139H74L75 138V136H73V134H70V135H68L67 136ZM132 137V136H131ZM148 137V136H147ZM151 137H153V136H151ZM150 137V138H151ZM175 137V136H174ZM186 137V136H185ZM236 137V136H235ZM259 137V136H258ZM38 138H39V136H38ZM64 137H62V139H63ZM107 138V137H106ZM137 138V137H136ZM149 137L147 138V140L148 139H150ZM179 138V137H178ZM177 138V139H178ZM182 138V137H181ZM187 138V137H186ZM193 138V137H192ZM244 139L245 138H247L246 137V135H245V137H243ZM250 138V137H249ZM58 139V138H57ZM67 139V138H66ZM135 139V138H134ZM166 139V138H165ZM202 139H204V138H202ZM54 140V139H53ZM142 140V139H141ZM154 140H155V138H154ZM153 140V141H154ZM160 140V139H159ZM158 140V141H159ZM164 140V139H163ZM179 140H180V138H179ZM189 140V139H188ZM251 140H252V138H251ZM58 141V140H57ZM136 141V140H135ZM151 141H152V139L150 140V143H151ZM153 141H152V143H153ZM157 141V140H156ZM155 141V142H156ZM173 141V140H172ZM175 141V140H174ZM178 141V140H177ZM182 141V140H181ZM190 141V140H189ZM241 141V140H240ZM249 141V140H248ZM4 142V141H3ZM20 142V141H19ZM50 142V141H49ZM52 142V141H51ZM60 142H61V140H60ZM141 142H143V141H141ZM163 142V141H162ZM165 142V141H164ZM183 142V141H182ZM191 142H192V140H191ZM204 142H205V140H204ZM246 142V141H245ZM249 142H252V141H249ZM6 143V142H5ZM145 143V142H144ZM152 143L150 144V145H152ZM201 143H203V142H201ZM212 142H210V144H211ZM117 144H119V143H117ZM146 144V143H145ZM161 144V143H160ZM167 144V143H166ZM190 144V143H189ZM244 144V143H243ZM251 144V143H250ZM4 145H6V144H4ZM9 144H7V146H8ZM144 145V144H143ZM148 145H149V143H148ZM155 145V144H154ZM158 146H159V144H157ZM169 145V144H168ZM176 145H178V144H176ZM192 145V144H191ZM202 145V144H201ZM257 145V144H256ZM3 146V145H2ZM11 146V145H10ZM16 145H14V147H15ZM19 146V145H18ZM18 146H16V147H18ZM27 146V145H26ZM30 146V149L31 150H34V148H35V145L33 144V145H29ZM109 146V145H108ZM163 146V145H162ZM185 146V145H184ZM189 146V145H188ZM218 146V147H217ZM239 146V145H238ZM253 146H254V144H253ZM9 147V146H8ZM7 147V148H8ZM13 147V148H14ZM50 147V146H49ZM65 147V146H64ZM128 147V146H127ZM149 147V146H148ZM147 147V148H148ZM169 147V146H168ZM216 147L217 148H220V149H223V145H222V143L220 144H217L216 145ZM246 147V146H245ZM252 147V146H251ZM47 148V147H46ZM66 148V147H65ZM70 148V147H69ZM152 148V147H151ZM179 148V147H178ZM204 148V147H203ZM226 148V147H225ZM5 149V148H4ZM11 149V148H10ZM16 149V148H15ZM29 149V148H28ZM27 149V150H28ZM60 149H61V147H60ZM128 149V148H127ZM148 149H150V148H148ZM153 149V148H152ZM157 149V146L155 147V150ZM160 149V148H159ZM187 149H189V148H187ZM196 149V148H195ZM8 150V149H7ZM12 150V149H11ZM14 150V149H13ZM62 150V149H61ZM151 150V149H150ZM164 150H166V148H164ZM173 150V149H172ZM179 150V149H178ZM181 150V149H180ZM194 150V149H193ZM193 150H191V151H193ZM203 150V149H202ZM202 150H200V151H202ZM204 150H205V148H204ZM212 150V149H211ZM215 150V149H214ZM15 151H17V149L15 150ZM38 151V150H37ZM48 151V150H47ZM56 151V150H55ZM96 151V150H95ZM94 151V152H95ZM98 151V150H97ZM133 151H135V150H133ZM177 151V150H176ZM183 151V150H182ZM186 151V150H185ZM190 150L189 151H187V152H191ZM58 152H60V151H58ZM70 152V151H69ZM68 152V153H69ZM130 152V151H129ZM132 152V151H131ZM147 152V151H146ZM175 152V151H174ZM205 152V151H204ZM226 152V151H225ZM10 153V152H9ZM14 153V152H13ZM19 153V152H18ZM62 154H63V152H61ZM60 153V154H61ZM67 153V152H66ZM65 153V154H66ZM105 153H107L106 151H105ZM166 153V152H165ZM186 153V152H185ZM202 153V152H201ZM46 154V153H45ZM52 154V153H51ZM73 153H70V155H72ZM101 154V153H100ZM154 154V153H153ZM180 154V153H179ZM213 154H214V152H213ZM220 154V153H219ZM14 155V154H13ZM15 155H18V154H15ZM104 155V154H103ZM133 155V154H132ZM132 155H130V156H132ZM177 155V154H176ZM175 155V156H176ZM181 155V154H180ZM207 155V154H206ZM205 155V156H206ZM235 155H236V153H235ZM65 156V155H64ZM75 156V155H74ZM147 156H148V153H147ZM153 156V155H152ZM164 156V155H163ZM174 156V155H173ZM178 156V155H177ZM183 156H185V155H183ZM204 156V155H203ZM223 156V155H222ZM225 156V155H224ZM47 157V156H46ZM60 157V156H59ZM66 157V156H65ZM69 157V156H68ZM81 157V156H80ZM111 157V156H110ZM158 157V156H157ZM160 157V156H159ZM168 157V156H167ZM209 157V156H208ZM56 158V157H55ZM98 158V157H97ZM134 158V157H133ZM148 158H149V156H148ZM174 158V157H173ZM177 158V157H176ZM181 158V157H180ZM185 158V157H184ZM223 158V157H222ZM2 159H4V158H2ZM59 159V158H58ZM57 159V160H58ZM61 159H62V157H61ZM60 159V160H61ZM76 159V158H75ZM85 159V158H84ZM86 159H88V158H86ZM166 159V158H165ZM168 159V158H167ZM175 159V158H174ZM215 159V158H214ZM225 159V158H224ZM228 159V158H227ZM45 160V159H44ZM56 160V159H55ZM147 160H150V159H147ZM169 160H170V158H169ZM168 160V161H169ZM173 160V159H172ZM181 160H182V158H181ZM204 160V159H203ZM218 160V159H217ZM216 160V161H217ZM30 161V160H29ZM38 161H41V160H38ZM37 161V162H38ZM67 161H69V160H67ZM103 161V162H102ZM184 161H187V159H185ZM202 161V160H201ZM42 162V161H41ZM51 162V161H50ZM72 162V161H71ZM101 162V163H100ZM165 162V161H164ZM177 162V161H176ZM226 162V161H225ZM4 165H5V163L4 162H2ZM1 163V160H0V165H1V168H2V164ZM68 163V162H67ZM159 163L161 164V163H163L162 161H160V162H158V165H159ZM175 163V162H174ZM178 163V162H177ZM186 163V162H185ZM7 164H8V162H7ZM6 164V165H7ZM44 164V163H43ZM46 164V163H45ZM44 164V165H45ZM143 164V163H142ZM170 164V163H169ZM183 164H184V162H183ZM162 165V164H161ZM166 165V164H165ZM179 165H180V163H179ZM178 165V166H179ZM187 165V164H186ZM185 165V166H186ZM225 165V164H224ZM59 165H57V167H58ZM72 166V165H71ZM80 166V165H79ZM78 166V167H79ZM95 166H92L91 167V169L92 170H96L95 169ZM116 166V165H115ZM172 166H174V164L172 165ZM171 166V167H172ZM185 166H183V167H185ZM210 166V165H209ZM233 166V165H232ZM43 167V166H42ZM76 167V166H75ZM81 167V166H80ZM84 167V166H83ZM86 167V166H85ZM84 167V168H85ZM108 167V166H107ZM121 167V166H120ZM132 167V166H131ZM220 167V166H219ZM4 168H5V166H4ZM19 168V167H18ZM44 168H47V167H44ZM49 168H50V166H49ZM61 168V167H60ZM68 168V167H67ZM115 168V167H114ZM152 168H153V166H152ZM156 168V167H155ZM161 168V167H160ZM213 168H215V167H213ZM223 168V167H222ZM6 169V168H5ZM4 169V170H5ZM32 169V168H31ZM30 169V170H31ZM41 169V168H40ZM55 169V168H54ZM107 169H109V168H107ZM110 169H112V168H110ZM165 169V168H164ZM170 169V168H169ZM174 169L175 170H177L178 168L176 167H174ZM189 169V168H188ZM187 169V170H188ZM216 169H219V168H216ZM224 169V168H223ZM2 171V173L3 172H5V171ZM21 170V169H20ZM33 170V169H32ZM61 170V169H60ZM114 170V169H113ZM121 170V169H120ZM133 170V169H132ZM185 170V169H184ZM187 170H185V171H187ZM210 171H213L212 169H209ZM228 170V169H227ZM15 171H16V168H15ZM24 171H25V169H24ZM53 171V170H52ZM68 171V170H67ZM97 171V170H96ZM95 171V172H96ZM108 171V170H107ZM118 171V170H117ZM116 171V172H117ZM179 170H177V172H178ZM190 171V170H189ZM192 171V170H191ZM205 171V170H204ZM11 172V171H10ZM17 172H19V171H17ZM26 172V171H25ZM33 172V171H32ZM34 172H36V171H34ZM44 172V171H43ZM49 172V171H48ZM61 172V171H60ZM75 172V171H74ZM85 172V171H84ZM90 172V171H89ZM103 172L104 171H102V174H103ZM128 172H130L131 173V171L129 170ZM145 172V171H144ZM143 172V173H144ZM159 172V171H158ZM184 172V171H183ZM206 172V171H205ZM230 172V171H229ZM13 173H14V171H13ZM29 173V172H28ZM40 173V172H39ZM54 173V172H53ZM58 173V172H57ZM81 173V172H80ZM86 173V172H85ZM101 173V172H100ZM118 173V172H117ZM138 173V172H137ZM141 172H139V174H140ZM174 173V172H173ZM172 173V174H173ZM181 173V172H180ZM186 173H188V172H186ZM25 174V173H24ZM59 174V173H58ZM64 174V173H63ZM66 174V173H65ZM72 174V173H71ZM91 174V173H90ZM93 174V173H92ZM99 174V173H98ZM119 174V173H118ZM126 174V173H125ZM15 175V174H14ZM27 175V174H26ZM40 175H41V173H40ZM44 175V174H43ZM42 175V176H43ZM48 175V174H47ZM46 175V176H47ZM68 175L69 174H66V176L68 177ZM87 175V174H86ZM88 175H89V173H88ZM95 175V174H94ZM122 175H124V174H122ZM175 175V174H174ZM177 175V174H176ZM180 175V174H179ZM198 175V174H197ZM200 175H202V173L200 174ZM205 175V174H204ZM209 175V174H208ZM220 175H222V174H220ZM37 176V175H36ZM35 176V177H36ZM41 176V177H42ZM51 176H52V174H51ZM64 176V175H63ZM83 176V175H82ZM96 176H97V174H96ZM105 176V175H104ZM107 176V175H106ZM110 176H111V174H110ZM131 176V175H130ZM199 176V175H198ZM214 176V175H213ZM218 176H219V174H218ZM0 177H1V175H0ZM7 177V176H6ZM11 177H12V175H11ZM61 177V176H60ZM59 177V178H60ZM102 177V176H101ZM112 177H114V173H113V176ZM111 177V178H112ZM122 177V176H121ZM124 177V176H123ZM125 177H127V176H125ZM139 178V179H142L143 180V178L144 177H146L147 178V174H146V176L144 175V176H139L138 174H135V172L134 173H132V177L131 178ZM187 177V176H186ZM201 177V176H200ZM205 177V176H204ZM217 177V176H216ZM221 177V176H220ZM220 177H218V179L220 178ZM223 177V176H222ZM230 178H231V176H229ZM37 178V177H36ZM80 177H78V179H79ZM95 177H89V178H87V179H83V182L86 184H88L89 185V187H90V190H89V199H91L92 198V200L93 199H101V200H103L104 198H105V194H104V192H102L101 191V189L97 186V181L94 179ZM99 178V177H98ZM116 178V177H115ZM181 178H183V177H181ZM180 178V179H181ZM190 178V177H189ZM188 178V179H189ZM202 178V177H201ZM206 178H208V177H206ZM232 178H233V174H232ZM231 178V179H232ZM2 179V177L0 178V180ZM5 179V178H4ZM8 179V178H7ZM6 179V180H7ZM13 179V178H12ZM39 179V178H38ZM41 179V178H40ZM53 179V178H52ZM110 179V178H109ZM126 179H128V177L126 178ZM125 179V180H126ZM210 179V178H209ZM64 180H66V182L67 183H69V184H71V183H74V177L73 176H71L70 178L68 177V178H65ZM102 180V179H101ZM125 180H124V182H125ZM187 180V179H186ZM206 180V179H205ZM224 180V179H223ZM18 181V180H17ZM24 181V180H23ZM60 181V180H59ZM80 181V180H79ZM135 181V180H134ZM133 181V182H134ZM183 181V180H182ZM188 181H190V180H187V184H189V182ZM216 181V180H215ZM218 181V180H217ZM231 181V180H230ZM7 182V181H6ZM49 182H50V179H49ZM51 182H52V180H51ZM113 182V181H112ZM115 182V181H114ZM119 182V181H118ZM122 182H123V180H122ZM144 182V181H143ZM197 182V181H196ZM206 182V181H205ZM209 182V181H208ZM228 182V181H227ZM10 183H12V182H10ZM9 183V184H10ZM17 183V182H16ZM40 183V182H39ZM120 183V182H119ZM125 183H127V182H125ZM142 183V182H141ZM161 183V182H160ZM164 183V182H163ZM183 183H184V181H183ZM204 183V182H203ZM232 183V182H231ZM233 183H234V181H233ZM6 184V183H5ZM21 184V183H20ZM27 184V183H26ZM29 184V183H28ZM27 184V185H28ZM53 184V183H52ZM64 184V183H63ZM123 184V183H122ZM130 184V182L128 181V185ZM165 184V183H164ZM163 184V185H164ZM179 184V183H178ZM195 184V183H194ZM209 184V183H208ZM212 184V183H211ZM220 184V183H219ZM218 184V185H219ZM227 184V183H226ZM235 184V183H234ZM1 185V184H0ZM8 185V184H7ZM44 185V184H43ZM121 185V184H120ZM132 185H134V184H132ZM131 185V186H132ZM146 185V184H145ZM166 185V184H165ZM173 185V184H172ZM180 185V184H179ZM228 185H230V183H228ZM2 186V185H1ZM22 186V185H21ZM39 186V185H38ZM81 186V185H80ZM152 186V185H151ZM181 186H183V185H181ZM185 186V185H184ZM193 186V185H192ZM197 186V185H196ZM199 186V185H198ZM239 186V185H238ZM18 187V186H17ZM34 187H36V185L34 186ZM33 187V188H34ZM43 187V186H42ZM59 187H61V186H59ZM64 187V186H63ZM67 187V186H66ZM73 187V186H72ZM118 187V185H116V187L115 188H117ZM121 188H122V186H120ZM144 187V186H143ZM150 187V186H149ZM154 187V186H153ZM189 187V186H188ZM195 187V186H194ZM205 187V186H204ZM224 187V186H223ZM19 188V187H18ZM40 188V187H39ZM44 188V187H43ZM169 188V187H168ZM198 188V187H197ZM207 188V187H206ZM205 188V189H206ZM3 189V188H2ZM1 189V191H3ZM29 189H30V187H29ZM45 189H46V187H45ZM60 189V188H59ZM78 189V188H77ZM118 189V188H117ZM132 189V188H131ZM130 189V190H131ZM214 189V188H213ZM226 189H227V187H226ZM25 190H27V189H25ZM46 190H48V189H46ZM61 190H62V188H61ZM120 190V189H119ZM122 190V189H121ZM120 190V191H121ZM147 190V189H146ZM208 190V189H207ZM210 190V189H209ZM222 190V189H221ZM247 190V189H246ZM249 190V189H248ZM0 191V192H1ZM72 191V190H71ZM118 191V190H117ZM125 191V190H124ZM127 191V190H126ZM167 191H169V190H167ZM166 191V192H167ZM189 191V190H188ZM187 191V192H188ZM197 191V190H196ZM203 191V190H202ZM211 191V190H210ZM219 191V190H218ZM4 192V191H3ZM42 192V191H41ZM48 192V191H47ZM46 192V193H47ZM70 192V191H69ZM121 192H123V191H121ZM130 192V191H129ZM135 192V191H134ZM150 192V191H149ZM183 192H184V190H183ZM191 192V191H190ZM189 192V193H190ZM2 193V192H1ZM1 193H0V196H1ZM29 193H31V192H29ZM35 193V192H34ZM33 193V194H34ZM76 193V192H75ZM78 193V192H77ZM81 193V192H80ZM164 193V192H163ZM176 193V192H175ZM189 193H187V194H189ZM214 193V192H213ZM2 194H4V193H2ZM5 194H7V193H5ZM11 194H12V191H11ZM86 194V193H85ZM131 194V193H130ZM182 194V193H181ZM254 194V193H253ZM7 195H10V194H7ZM129 195V194H128ZM133 195V194H132ZM209 195V194H208ZM208 195H205V196H208ZM247 195V194H246ZM4 196V195H3ZM12 196V195H11ZM137 196H140L141 197V194L139 195H137ZM155 196H157V195H155ZM176 196V195H175ZM178 196H179V194L177 195V198H178ZM185 196V195H184ZM214 196V195H213ZM212 196V197H213ZM231 196V195H230ZM241 196H242V194H241ZM258 196V195H257ZM5 197V196H4ZM36 197H38V196H36ZM53 197V196H52ZM67 197V196H66ZM72 197H74V196H72ZM81 197V196H80ZM132 197V196H131ZM160 197V196H159ZM180 197V196H179ZM183 197V195H181V198ZM190 197H192V195L190 196ZM201 197V196H200ZM211 197V198H212ZM220 197V196H219ZM227 197V196H226ZM248 197V196H247ZM1 198H2V196H1ZM6 198H7V196H6ZM5 198V199H6ZM9 198H10V196H9ZM13 198H15L14 196H13ZM12 198V199H13ZM41 198V197H40ZM136 198V197H135ZM180 198V199H181ZM185 198V197H184ZM183 198V199H184ZM210 198V197H209ZM216 198V197H215ZM229 198V197H228ZM5 199H3V200H5ZM12 199H10L11 201H12ZM16 199V198H15ZM53 199V198H52ZM63 199H65V198H63ZM72 199V198H71ZM81 199V198H80ZM88 199V200H89ZM134 199V198H133ZM136 199H140V198H136ZM143 199V198H142ZM148 199V198H147ZM150 199V198H149ZM163 199V198H162ZM208 199V198H207ZM214 199V198H213ZM218 199H220V198H218ZM222 199H223V197H222ZM243 199H246V198H243ZM250 199H251V197H250ZM9 200V201H10ZM14 200V199H13ZM37 200V199H36ZM55 200V199H54ZM58 200V199H57ZM56 200V201H57ZM77 200L79 201V199L77 198ZM83 200V199H82ZM86 200V199H85ZM104 200H106V199H104ZM197 200V199H196ZM204 200V199H203ZM210 200V199H209ZM221 200V199H220ZM260 200V199H259ZM6 201H8V199L6 200ZM16 201V203H17V200H15ZM20 201V200H19ZM18 201V202H19ZM28 201H29V199H28ZM35 201V200H34ZM39 201V200H38ZM74 201V200H73ZM87 201V200H86ZM90 201V200H89ZM88 201V202H89ZM107 201V200H106ZM105 201V202H106ZM125 201L126 200H124L123 198H122V193H117L112 199H109L108 200V203H109V206L111 207V208H113V209H115V210H117V211H119V212H123V213H126V211H127V207L125 206L127 203H128V200H127V203L125 204ZM148 201V200H147ZM226 201V200H225ZM225 201H223V202H225ZM230 201V200H229ZM32 202V200L29 202V203H31ZM36 202V201H35ZM51 202V201H50ZM75 202V201H74ZM82 202V201H81ZM84 202V201H83ZM98 202V201H97ZM196 202V201H195ZM204 202V201H203ZM227 202V201H226ZM225 202V203H226ZM245 202H246V200H245ZM28 203V202H27ZM58 203V202H57ZM65 203V202H64ZM132 203H134V202H132ZM191 203H193V202H191ZM205 203V202H204ZM214 203V202H213ZM212 203V204H213ZM217 203V202H216ZM250 203H251V201H250ZM250 203H248V205L250 204ZM254 203V202H253ZM256 203V202H255ZM18 204V203H17ZM24 204H26V203H24ZM33 204V203H32ZM67 204V203H66ZM74 204V203H73ZM81 204V203H80ZM83 204V203H82ZM90 204V203H89ZM97 204V203H96ZM107 204V203H106ZM130 204V203H129ZM135 204V203H134ZM137 204V203H136ZM139 204V203H138ZM147 204V203H146ZM188 204H190V203H188ZM187 204V205H188ZM205 204H207V203H205ZM218 204V203H217ZM224 204V203H223ZM228 204H230V203H228ZM241 204V203H240ZM252 204V203H251ZM250 204V205H251ZM52 205H54V204H52ZM61 205V204H60ZM83 205H85V203L83 204ZM91 205V204H90ZM128 205V204H127ZM186 205V204H185ZM184 205V206H185ZM216 205V204H215ZM260 205V204H259ZM263 205V204H262ZM18 206H19V204H18ZM26 206H29L28 204H26ZM25 206V207H26ZM31 206V205H30ZM29 206V207H30ZM56 206H58V204L56 205ZM66 206V205H65ZM64 206V207H65ZM87 206V205H86ZM86 206H84L85 208H86ZM102 206V205H101ZM159 206V205H158ZM173 206H176V205H173ZM198 206V205H197ZM203 206V205H202ZM212 206V205H211ZM210 206V207H211ZM214 206V205H213ZM226 206V205H225ZM252 206V205H251ZM22 207H23V205H22ZM24 207V208H25ZM29 207H26L27 209H28V211L31 209V208H29ZM82 207V206H81ZM109 207V208H110ZM128 207H131V206H128ZM134 207V206H133ZM180 207V206H179ZM178 207V208H179ZM222 207H224V206H222ZM244 207V206H243ZM248 207V206H247ZM33 208V207H32ZM74 208H76V206H75V204H74ZM106 208V207H105ZM132 208V207H131ZM198 209H199V207H197ZM216 208V207H215ZM259 208V207H258ZM52 209V208H51ZM79 209V208H78ZM107 209H108V207H107ZM112 209V210H113ZM129 209V208H128ZM136 209V208H135ZM163 209V208H162ZM176 209V208H175ZM184 209V208H183ZM203 209V208H202ZM206 209V208H205ZM213 209H214V207H213ZM246 209V208H245ZM73 210V209H72ZM76 210V209H75ZM74 210V211H75ZM81 210V209H80ZM99 210H101V209H99ZM111 210V211H112ZM137 210V209H136ZM186 210H187V208H186ZM189 210H192V209H189ZM26 211V210H25ZM31 211V210H30ZM73 211V212H74ZM78 211V210H77ZM85 211H86V209H85ZM129 211V210H128ZM138 212H139V210H137ZM164 211V210H163ZM183 211V210H182ZM181 211V212H182ZM208 211V210H207ZM206 211V212H207ZM258 211H259V209H258ZM53 212V211H52ZM52 212H48V213H45V214H43V215H40V216H37V218L35 219V221L33 222V228H37V227H39L40 225H42L46 220H49V219H51V218H53L54 217V215H53V213ZM64 212V211H63ZM65 212H66V210H65ZM69 212V211H68ZM96 212V211H95ZM105 212V211H104ZM136 212V211H135ZM178 212V211H177ZM191 212V211H190ZM189 212V213H190ZM201 212V211H200ZM214 212H215V210H214ZM217 212V211H216ZM232 212V211H231ZM19 213V212H18ZM31 213V212H30ZM75 213V212H74ZM85 213V212H84ZM93 213L94 212H92V215H93ZM101 213V212H100ZM106 213V212H105ZM112 213H113V211H112ZM141 213V212H140ZM192 213V215H191V218H192V221H193V223L195 224V223H197L198 222V219H199V212H198V210L195 208L194 210H193V212H191ZM221 213V212H220ZM230 213V212H229ZM234 213V212H233ZM261 213V212H260ZM73 214V213H72ZM107 214H108V212H107ZM110 214V213H109ZM118 214V213H117ZM130 214V213H129ZM145 214V213H144ZM150 214V213H149ZM167 214V213H166ZM184 214V213H183ZM215 214V213H214ZM226 214V213H225ZM23 215H24V213H23ZM64 215V214H63ZM69 215V214H68ZM89 215H91V214H89ZM95 215V214H94ZM121 215V214H120ZM119 215V216H120ZM132 215V214H131ZM141 215V214H140ZM143 215V214H142ZM147 215V214H146ZM152 215V214H151ZM172 215H173V213H172ZM178 215V214H177ZM211 215V214H210ZM230 215V214H229ZM235 215V214H234ZM258 215V214H257ZM262 215V214H261ZM76 216H77V214H76ZM108 216V215H107ZM106 216V217H107ZM110 216V215H109ZM169 216H171V214L169 215ZM175 216V215H174ZM185 216V215H184ZM228 216V215H227ZM69 217H71V216H69ZM73 217V216H72ZM105 217V218H106ZM113 217V216H112ZM126 217H128V216H126ZM131 217V216H130ZM129 217V218H130ZM134 217V216H133ZM136 217H138V215L136 216ZM153 217V216H152ZM217 217H218V215H217ZM216 217V218H217ZM229 217V216H228ZM241 217V216H240ZM243 217V216H242ZM97 218V217H96ZM100 218V217H99ZM124 218V217H123ZM123 218H119V219H122L123 220ZM172 218V217H171ZM177 218H179V217H177ZM177 218H176V221H177ZM214 218V217H213ZM219 218V217H218ZM263 218H264V216H263ZM63 219V218H62ZM73 219V218H72ZM104 219V218H103ZM108 219H111L112 220V218H111V216H110V218H108ZM131 219V218H130ZM143 219V218H142ZM189 219V218H188ZM203 220H204V218H202ZM207 219H210V218H207ZM221 219H222V217H221ZM235 219V218H234ZM247 219V218H246ZM74 220V219H73ZM114 220V219H113ZM121 220V221H122ZM135 220V219H134ZM153 220H154V218H153ZM170 220V219H169ZM173 220V219H172ZM215 220V219H214ZM217 220V219H216ZM255 220V219H254ZM63 221H65V220H63ZM115 221H116V219H115ZM119 221V220H118ZM133 221V220H132ZM131 221V222H132ZM139 221V220H138ZM180 221H181V219H180ZM179 221V222H180ZM190 221V220H189ZM191 221V222H192ZM236 221H238V220H236ZM241 221V220H240ZM239 221V222H240ZM246 221V220H245ZM259 221V220H258ZM94 222H95V220H94ZM129 222H130V220H129ZM158 223H159V221H157ZM172 222V221H171ZM211 222V221H210ZM209 222V223H210ZM235 222V221H234ZM247 222V221H246ZM249 222V221H248ZM255 222H256V220H255ZM63 223V222H62ZM126 223V222H125ZM143 223V222H142ZM192 223V224H193ZM207 223V222H206ZM245 223V222H244ZM243 223V224H244ZM64 224V223H63ZM140 224V223H139ZM157 224V223H156ZM172 224H174V223H172ZM186 224V223H185ZM190 224V223H189ZM203 224V223H202ZM232 224V223H231ZM251 224V223H250ZM257 224V223H256ZM60 225V224H59ZM66 225V224H65ZM69 224H67V226H68ZM122 225V224H121ZM127 225V224H126ZM147 225V224H146ZM169 225V224H168ZM208 225V224H207ZM206 225V226H207ZM221 225V224H220ZM245 225V224H244ZM259 225H261V224H259ZM66 226V227H67ZM132 226H133V223H132ZM148 227H149V225H147ZM170 226V225H169ZM172 226V225H171ZM175 226H176V224H175ZM188 226H190V225H188ZM214 226H216V225H214ZM247 226H248V224H247ZM65 227V226H64ZM69 227V226H68ZM119 226H117L116 228H118ZM122 227L124 228V226L122 225ZM127 227V226H126ZM131 227V226H130ZM142 227H143V225H142ZM159 227V226H158ZM213 227V226H212ZM79 228V227H78ZM115 228V229H116ZM134 228V227H133ZM175 228V227H174ZM179 228V227H178ZM207 228V227H206ZM230 228V227H229ZM255 228V227H254ZM70 229H71V226H70ZM69 229V230H70ZM137 226H136V230L135 231H137ZM173 229V228H172ZM195 229V228H194ZM220 229V228H219ZM223 229H224V227H223ZM123 230V229H122ZM142 230V229H141ZM173 230H175V229H173ZM207 230H209V229H207ZM206 230V231H207ZM213 230V228H211V231ZM215 230V229H214ZM226 230V229H225ZM224 230V231H225ZM229 230V229H228ZM237 230V229H236ZM260 230V229H259ZM134 231V230H133ZM139 231V230H138ZM151 231V230H150ZM178 231V230H177ZM176 231V232H177ZM180 231V230H179ZM194 231V230H193ZM203 232H204V230H202ZM220 231V230H219ZM124 232V231H123ZM201 232V231H200ZM147 233V232H146ZM166 233H168V231L166 232ZM214 233H216V232H214ZM219 233V232H218ZM250 233V232H249ZM260 233V232H259ZM123 234V233H122ZM133 234V233H132ZM149 234V233H148ZM136 235V234H135ZM169 235V234H168ZM164 236L163 238H162V236L160 237V239H156V240H153V243H152V253L153 254H156V256H159V258L163 261V262H171V261H173L174 260V258L177 256V254L179 253V251L181 250V248H182V245H183V241L184 240H182L181 238H171V237H169V236ZM181 235V234H180ZM202 235H204V234H202ZM243 235V234H242ZM126 236V235H125ZM139 236H141L140 234H139ZM192 236V235H191ZM201 236V235H200ZM244 236V235H243ZM245 236H247V235H245ZM245 236L244 237H242V236H232V235H229V234H226V233H222V234H220L219 236H218V234H217V238H215L214 240L213 239H211L212 240V242L210 243V244H207L208 246H206V247H204V248H202V249H200L199 250V248H198V253H197V255H195V257H192V258H190L189 259V264H262V262L264 263V243H258V242H256V241H252L251 239H248V238H245ZM248 236H250V235H248ZM110 237H112V236H110ZM145 237H147V236H145ZM210 237V236H209ZM215 237V236H214ZM251 237V236H250ZM261 237V236H260ZM264 237V236H263ZM88 238V237H87ZM139 238V237H138ZM154 238V237H153ZM158 238V237H157ZM206 238V237H205ZM211 238H212V236H211ZM152 239V238H151ZM201 239V238H200ZM207 239V238H206ZM135 241V240H134ZM151 241V240H150ZM189 241V240H188ZM192 241V240H191ZM196 241V240H195ZM138 242V241H137ZM135 243V242H134ZM193 244V243H192ZM206 245V244H205ZM204 245V246H205ZM133 246V245H132ZM136 246V245H135ZM194 246V245H193ZM137 247V246H136ZM150 247V246H149ZM195 248V247H194ZM82 250V249H81ZM80 250V255H81V251ZM197 250V249H196ZM86 251V250H85ZM134 251V250H133ZM120 252V251H119ZM136 252V251H135ZM192 252V251H191ZM83 254H84V252H82ZM115 253V252H114ZM133 253V252H132ZM138 253V252H137ZM88 254V252L86 253V255ZM117 254V253H116ZM136 256H137V254L136 253H134ZM85 255V254H84ZM187 255V254H186ZM26 257V259H25V264H34L33 263V257H32V254H31V250L30 249H28L27 250V252H26V255H25ZM114 256V255H113ZM113 256H111L112 258H113ZM135 256V257H136ZM194 256V255H193ZM73 257V256H72ZM101 257V256H100ZM105 257V256H104ZM110 257V258H111ZM132 258H131V261H132V259H133V257H134V255L133 256H131ZM187 258H188V256H186ZM98 258V257H97ZM114 258H116V255H115V257ZM113 258V259H114ZM119 258V257H118ZM128 258V257H127ZM156 258V257H155ZM91 259V258H90ZM99 259V258H98ZM97 259V260H98ZM106 259H108V257L106 258ZM106 259H104L103 258V261H106ZM113 259H110V260H113ZM135 259V258H134ZM141 259V258H140ZM81 260V259H80ZM84 260H85V258H84ZM93 260V259H92ZM91 260V261H92ZM110 260H109V262H110ZM117 263L118 262H121V264H125V262L124 263H122V261H117V259H114ZM130 260V259H129ZM142 260H143V258H142ZM185 260V259H184ZM90 261V260H89ZM91 261H90V263L89 264H91ZM103 261H102V263H103ZM127 261H128V259H127ZM135 261H136V259H135ZM175 261V260H174ZM81 262V261H80ZM98 261H96V263H97ZM100 262H101V260L99 259V264H100ZM112 262V261H111ZM109 263V264H113V262L112 263ZM116 262H115V264H116ZM129 262V261H128ZM144 262H145V259H144ZM178 262V261H177ZM133 263H134V261H133ZM82 264H84V263H82ZM88 264V263H87ZM107 264V263H106ZM135 264V263H134Z\"/></svg>",
	"mask_w": 264,
	"mask_h": 264
}]
</instances>
